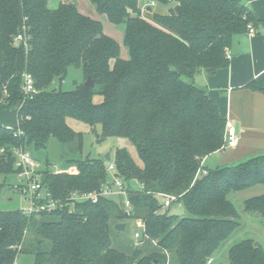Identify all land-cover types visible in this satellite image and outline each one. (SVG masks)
Here are the masks:
<instances>
[{"label":"trees","instance_id":"1","mask_svg":"<svg viewBox=\"0 0 264 264\" xmlns=\"http://www.w3.org/2000/svg\"><path fill=\"white\" fill-rule=\"evenodd\" d=\"M88 1L111 23L125 25L129 59L120 57L119 43L103 24L76 3L51 9V0H0V111L20 106L19 128L0 130V150L21 145L47 150L51 140L60 144L62 155L71 148L73 156L62 166L75 168V174L41 172L53 198L67 202L72 193L98 191L109 163L74 156L82 153L83 134L68 120L100 125L102 141L124 139L137 152L139 163L128 148L117 149L112 160L130 183L132 210H125L121 198H102L98 204L76 203L72 214L69 206L32 217L2 211L0 264H13L22 255L32 256L34 264H166L168 254L174 264H207L242 225L230 194L264 186V155L215 169L202 165L223 146L227 120L190 80L201 70L214 74L228 67L234 37L259 22L242 0ZM151 3L165 13H153L150 21ZM18 34L29 39L27 49L14 45ZM70 67L82 69L95 86L55 88ZM26 74L40 92L24 102ZM18 130L23 134L15 137ZM14 166L11 152L0 154V176L15 175ZM201 167L208 174L197 179ZM133 180L142 187L134 188ZM162 194L176 197L174 204L184 205L187 214L163 208ZM244 211L264 223V194L246 200ZM126 219L142 220L141 243L156 245L131 254L115 248L111 225ZM220 264H264V248L243 240Z\"/></svg>","mask_w":264,"mask_h":264},{"label":"rangeland","instance_id":"2","mask_svg":"<svg viewBox=\"0 0 264 264\" xmlns=\"http://www.w3.org/2000/svg\"><path fill=\"white\" fill-rule=\"evenodd\" d=\"M63 3H76L79 10H82V13L86 16H89L95 20L100 21L103 24L104 32L116 40L120 45V57L122 59H129V52L124 43V34H125V25H115L111 23L105 15H100L96 12L94 6L88 0H62ZM60 0H51L49 7L54 8L53 4L58 5L61 3ZM157 8L158 6H153ZM147 14V13H146ZM85 75L82 69L75 67H70L68 74L61 85L58 82H54L55 88H60L63 91H72L75 89L76 85L85 83ZM6 94V93H5ZM7 97V94L4 96ZM102 98L100 96L96 97V101L100 102ZM68 124L77 132L83 134V150L82 153H76L74 156L79 157L80 159L85 158H105L107 154L111 155V161L114 159L115 152L117 149L128 148L129 152L139 163V158L136 150L128 145L127 141L120 138H109L105 141H102V128L100 125L92 128L82 122L69 119ZM32 152L34 157L37 159L39 164L45 168V170L53 169L54 165L61 169L63 168L62 164L53 162L49 157L47 150H34ZM73 150L65 149L63 150V156L65 158L72 157ZM71 153V154H70ZM51 161H50V160ZM108 163V161H107ZM58 169V168H57ZM45 172V171H44ZM42 176V174H41ZM19 180L16 175H2L0 176V212L2 211H15V210H24L28 207V200L25 195L16 190V187L19 186ZM134 188H139V186L133 184ZM258 187L255 189H249L237 193H232L229 196V200L234 204L237 212L239 213L241 219V227L235 231V233L226 241L216 258H214V264L227 263L228 262V251L229 249L243 240L251 239L256 243H259L264 248V223L260 215L253 213H246L244 211V202L253 197L261 196L258 192ZM7 190V191H6ZM264 190V189H263ZM173 214H179L185 216L186 209L182 204H174L172 206ZM126 224V229L124 231H117L115 222L111 225V238L113 240L114 247L123 251L127 254H131L135 249H138L142 252H147L148 248L155 246L154 242L151 247H146V244L143 245L135 241L134 235L136 233V222L132 219H126L123 221ZM154 250V248L152 249ZM151 250V251H152ZM19 264H34V258L30 255H22L18 258ZM174 264V263H172Z\"/></svg>","mask_w":264,"mask_h":264},{"label":"crops","instance_id":"3","mask_svg":"<svg viewBox=\"0 0 264 264\" xmlns=\"http://www.w3.org/2000/svg\"><path fill=\"white\" fill-rule=\"evenodd\" d=\"M242 1L259 22L252 27L254 34L248 31L234 37L228 67L214 74L201 70L190 80L206 92L228 124L239 128L238 146L225 153L215 152L207 156L203 160L207 169L235 165L264 155V0ZM59 4L54 3L53 9ZM153 13L164 14L165 10L154 8L146 18L151 21ZM258 187L264 186L251 189ZM263 189L257 190L262 194Z\"/></svg>","mask_w":264,"mask_h":264},{"label":"built area","instance_id":"4","mask_svg":"<svg viewBox=\"0 0 264 264\" xmlns=\"http://www.w3.org/2000/svg\"><path fill=\"white\" fill-rule=\"evenodd\" d=\"M154 5V3H151V6ZM249 33L254 34V30L251 26L249 27ZM14 45H22V47L27 49L29 47V39L23 37L22 34H18L14 38ZM227 57L230 58L229 52H227ZM21 88L24 96V102L32 100L40 92L35 85L33 77L29 74L23 76V83ZM22 134L23 133L18 130L16 133H14V136L19 137L20 135L22 136ZM238 143L239 138L236 127L234 126V124L227 123L224 136V144L218 152L225 153L228 150L237 147ZM7 152H11L15 157V175L20 182L19 186L16 187V190L27 197L28 207L22 211L28 217H32L33 215H38L41 213H51L57 210H64L68 206L69 208L67 211L69 214H72L75 210L76 203L98 204L102 198H121L123 200L125 210L127 212H130L132 210V205L128 199V188L130 186V183L124 181L123 178L119 176L117 167L114 162L108 163V178L102 184L101 188L98 191L75 192L72 193V195L68 199L69 201L61 202L60 200L53 198L51 193L42 184L41 172L45 168H43V166L39 164L30 149L21 145L14 147L12 146L9 148L3 147L0 150V154L2 155H5ZM203 164L204 161L202 162V165ZM50 170H52L55 174H75L77 171L73 167L61 169L56 165H54L53 169ZM207 174V169L201 167L196 174V178H202ZM131 184H135L139 186V188L142 187V185L137 180H133ZM160 196L162 197L163 208H170L177 201V198L171 195L162 194ZM136 230L137 231L134 235L135 241L138 242V244L144 242L146 238V227L142 220L136 221ZM154 244L156 245L155 242ZM13 264H19L18 259L15 260ZM166 264H172L171 260L169 259V254ZM207 264H214V258L209 259Z\"/></svg>","mask_w":264,"mask_h":264},{"label":"water","instance_id":"5","mask_svg":"<svg viewBox=\"0 0 264 264\" xmlns=\"http://www.w3.org/2000/svg\"><path fill=\"white\" fill-rule=\"evenodd\" d=\"M85 86L93 88L95 86L94 81L89 76L85 82ZM19 105L15 108H9L0 111V130H11L14 131L18 128V109ZM238 126H236V131L238 133ZM48 157L58 164H64L67 162V159L63 157L61 146L55 140H51L47 148ZM105 160L110 162L111 155L107 154ZM7 191V190H6ZM126 229V224H118L116 226L117 231H124ZM259 243H256V246H259Z\"/></svg>","mask_w":264,"mask_h":264}]
</instances>
